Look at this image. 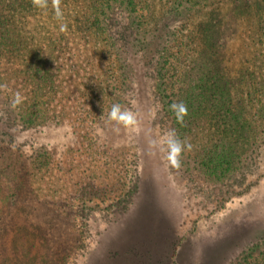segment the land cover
<instances>
[{
	"label": "rangeland",
	"instance_id": "1",
	"mask_svg": "<svg viewBox=\"0 0 264 264\" xmlns=\"http://www.w3.org/2000/svg\"><path fill=\"white\" fill-rule=\"evenodd\" d=\"M234 1L212 0L178 21L158 2L148 19L150 31H178L159 39L167 50L183 43V57L218 60L238 93L236 104L245 106L252 125L246 129L247 164L222 183L170 166L164 141L174 125L157 89L162 55L156 52L151 59L135 48L136 31L121 10L111 16L108 34H101L98 44L95 37L85 44L60 31L54 15L31 20V50L17 62L0 61V207L10 200L0 217L10 229V222L17 226L7 257L18 248L36 249L30 229L42 220L68 215L82 233L68 264H238L253 244L264 250V0L261 6L245 0L241 8ZM215 10L222 18L219 52L207 57L200 23L210 24ZM50 34L61 43L52 53L56 98L45 123L28 129L12 117L8 95L24 94L21 71L47 53ZM16 54L6 53L10 59ZM165 68L167 85L180 86L174 68ZM119 94L137 125L116 132L107 116ZM208 132L189 136L194 155L210 140ZM149 135L157 148H149ZM12 167L27 175L22 192L10 197ZM122 188L132 189L124 204ZM12 200L23 203L15 206Z\"/></svg>",
	"mask_w": 264,
	"mask_h": 264
},
{
	"label": "trees",
	"instance_id": "2",
	"mask_svg": "<svg viewBox=\"0 0 264 264\" xmlns=\"http://www.w3.org/2000/svg\"><path fill=\"white\" fill-rule=\"evenodd\" d=\"M244 1L235 0L234 2L241 8ZM158 2L168 6L169 15L172 16L173 21H178L183 18L190 19L196 7L201 11V7H207L212 0H62L61 8L68 25L67 32L72 37L85 39L83 40L85 44L92 41L93 37L96 39L93 42L98 44L101 34L109 31L111 16L116 10L123 12L129 26L136 31L135 48L151 59L156 52L162 55V62L160 64L158 62L160 69L157 89L164 109L172 119L174 129L177 130L180 139L188 144L189 136L195 137L203 129L209 130L210 140L208 138L204 141V145L196 150L195 155L188 148L182 153L180 169L188 173H202L212 181L222 183L246 166L248 151L245 148L249 142L246 129L247 126L251 129L252 125L245 116L247 113L245 106L236 104L235 96L238 93L233 90L227 75L220 70L218 60L208 62L200 55L199 59H192L188 55L183 57L181 53L183 43H180L176 49L168 50L159 44L160 38L163 39L165 36L166 39L168 33L175 36L178 31L165 30L162 32L158 29L155 32L150 31L148 19L150 20L153 16L155 4ZM255 2L260 6L261 3L263 4V0L260 2L255 0ZM211 14L210 24L206 22L207 25H205L204 21L202 22L204 24L200 23L205 37L203 48L209 49L207 57L215 56L219 52L218 44H216V40L219 39L217 28L222 21L217 10ZM53 15L50 6L47 10H35L31 0H0V61L4 60L5 63L9 61L11 64L17 62L19 57L23 59L21 54L24 51L29 52L33 46L34 36L30 31L31 20L41 21ZM47 42L49 47L47 53L40 55L41 58L36 65H24L21 71L25 75L23 79L25 92L21 94V102L15 107L12 102L8 104V110L14 120L28 129L45 123L44 120L48 118L50 110L53 109L56 98L57 74L56 69L54 70L52 53L61 43L54 41L51 34L48 35ZM13 51L17 54L14 59H10L6 53ZM22 62L29 63L28 59ZM165 66L174 68L176 78L179 76L180 86L177 87L173 82L167 85ZM186 66L189 69H185V73L180 72ZM27 69L28 74H26ZM15 95L16 93L12 91V94L8 95L9 100L13 101ZM117 101L127 106L124 94H119ZM181 101L187 105L188 109L183 125L177 123L174 114L170 111V105L173 102ZM186 153H188L187 156ZM12 168L11 178L15 183L9 188L8 196L10 197L22 192L26 180L23 176L27 175L24 173L21 176L18 170ZM124 185L125 183L122 182L121 186ZM130 196H132V189L122 188L119 202L126 203ZM7 202L1 205L0 213L6 209L10 200L7 199ZM11 203L20 206L23 201L12 200ZM59 220L57 221L54 216L49 217L46 221L42 220L36 229H30V239L33 238L36 241V249L28 247L21 250L18 248L11 259L10 255L7 257L8 247L9 242H16L14 237H11V231H14L17 226L10 222V229L7 221L0 217V264H68L71 253L77 249V245L82 240V233H79V226H76L74 216L68 215L64 220ZM25 223L32 222L25 220ZM261 240H264V237ZM238 264H264L262 245L256 243L248 247L240 257Z\"/></svg>",
	"mask_w": 264,
	"mask_h": 264
},
{
	"label": "clouds",
	"instance_id": "3",
	"mask_svg": "<svg viewBox=\"0 0 264 264\" xmlns=\"http://www.w3.org/2000/svg\"><path fill=\"white\" fill-rule=\"evenodd\" d=\"M32 6L35 10L43 11L47 10L49 6L53 10L54 18L60 22V31L67 30V23L65 22L64 13L61 8L62 0H31ZM22 100L19 93L15 95L12 101L13 107L18 105ZM170 111L174 114L177 123L183 125L185 117L188 115L187 105L184 102H173L170 105ZM103 119V115L100 117ZM108 124L113 126V130L119 132L121 127L132 128L137 125V116L134 112L129 110L127 107L115 103L112 105L110 112L107 116ZM164 143L167 149V160L171 167L179 169L181 167V156L186 148L190 149L191 145L181 140L176 129H170L166 133ZM148 146L150 149H155L158 146V142L152 139L149 135Z\"/></svg>",
	"mask_w": 264,
	"mask_h": 264
}]
</instances>
